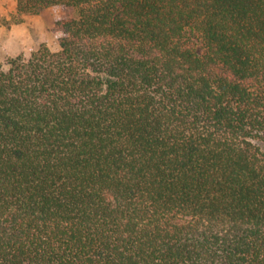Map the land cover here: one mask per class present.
Listing matches in <instances>:
<instances>
[{
    "label": "trees",
    "instance_id": "trees-1",
    "mask_svg": "<svg viewBox=\"0 0 264 264\" xmlns=\"http://www.w3.org/2000/svg\"><path fill=\"white\" fill-rule=\"evenodd\" d=\"M17 7L67 14L0 60V264H264V0Z\"/></svg>",
    "mask_w": 264,
    "mask_h": 264
},
{
    "label": "rangeland",
    "instance_id": "rangeland-1",
    "mask_svg": "<svg viewBox=\"0 0 264 264\" xmlns=\"http://www.w3.org/2000/svg\"><path fill=\"white\" fill-rule=\"evenodd\" d=\"M61 7H49L37 13L20 12L17 0H0V60L19 53H29L38 44L45 41L48 47L59 49L58 35L52 32L56 19L66 15ZM198 45V52H203L201 40L193 36ZM264 152V143L257 142Z\"/></svg>",
    "mask_w": 264,
    "mask_h": 264
}]
</instances>
